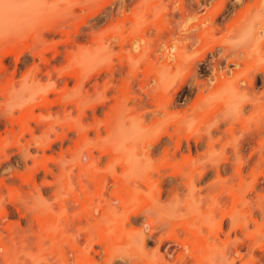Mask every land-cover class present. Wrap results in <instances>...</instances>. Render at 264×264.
Listing matches in <instances>:
<instances>
[{
	"label": "clouds",
	"instance_id": "clouds-1",
	"mask_svg": "<svg viewBox=\"0 0 264 264\" xmlns=\"http://www.w3.org/2000/svg\"><path fill=\"white\" fill-rule=\"evenodd\" d=\"M0 62V264H264V0H0Z\"/></svg>",
	"mask_w": 264,
	"mask_h": 264
},
{
	"label": "rangeland",
	"instance_id": "rangeland-1",
	"mask_svg": "<svg viewBox=\"0 0 264 264\" xmlns=\"http://www.w3.org/2000/svg\"><path fill=\"white\" fill-rule=\"evenodd\" d=\"M230 9H231V5L230 4L226 5L225 11L222 12L221 15L217 17V23L218 24H221V25L223 24L224 16L230 11ZM96 19H97V22L99 24H103V20L99 16ZM13 53L19 55V50L18 49H9V50H7L5 55L13 54ZM5 64L9 68H11L12 58L11 57L7 58L6 61H5ZM0 70H3L2 62H0ZM151 71H152V68H151V66H149L148 68L145 69V75L147 76ZM200 71H201L202 74L207 75V72H206L204 64H202L200 66ZM68 75L75 76L77 79L79 78V73L78 72H71V73H68ZM258 86H259V78H258ZM5 91H6V87H0V93H3ZM186 95H190L187 86L182 88L181 91L177 94V98H176V101H174V103L181 101L183 96H186ZM56 103H59V97L56 100L44 99L40 105H37V107H49V106H51L53 104H56ZM29 119H37L35 113L31 109H28L25 112H23L20 115V117L17 119V121H14V122H18L21 125L22 129H26L27 121ZM4 127H5V123L4 122H0V131H3ZM54 150H55V146H54ZM242 150L245 151V153H246L249 150L248 144H245V146H244V148ZM193 154H195V150H194ZM13 159H15V158H13ZM187 159H190V157L186 158V160ZM228 171L230 172L231 169L229 168ZM41 176H42V174H41ZM40 178L41 177H38L37 179L39 180ZM212 178H214V172L210 171L209 173L206 174L205 181H208V180H210ZM9 218L10 219L18 218L17 214L15 213L14 209L11 208V206L9 207ZM203 243H204V241L202 239L194 240L192 242L193 250L195 251L196 249L201 247L203 245Z\"/></svg>",
	"mask_w": 264,
	"mask_h": 264
},
{
	"label": "bare ground",
	"instance_id": "bare-ground-1",
	"mask_svg": "<svg viewBox=\"0 0 264 264\" xmlns=\"http://www.w3.org/2000/svg\"><path fill=\"white\" fill-rule=\"evenodd\" d=\"M115 107V106H114Z\"/></svg>",
	"mask_w": 264,
	"mask_h": 264
}]
</instances>
